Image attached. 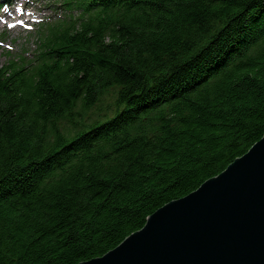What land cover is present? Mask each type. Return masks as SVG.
Instances as JSON below:
<instances>
[{
  "label": "trees",
  "instance_id": "obj_1",
  "mask_svg": "<svg viewBox=\"0 0 264 264\" xmlns=\"http://www.w3.org/2000/svg\"><path fill=\"white\" fill-rule=\"evenodd\" d=\"M62 3L0 63V264L103 257L264 137V0Z\"/></svg>",
  "mask_w": 264,
  "mask_h": 264
},
{
  "label": "water",
  "instance_id": "obj_2",
  "mask_svg": "<svg viewBox=\"0 0 264 264\" xmlns=\"http://www.w3.org/2000/svg\"><path fill=\"white\" fill-rule=\"evenodd\" d=\"M80 264H264V137L118 247Z\"/></svg>",
  "mask_w": 264,
  "mask_h": 264
},
{
  "label": "rangeland",
  "instance_id": "obj_3",
  "mask_svg": "<svg viewBox=\"0 0 264 264\" xmlns=\"http://www.w3.org/2000/svg\"><path fill=\"white\" fill-rule=\"evenodd\" d=\"M30 4H34L35 9L39 11L45 17V19H62L70 15V12L65 10V7L59 0H39V3L30 2ZM0 14L3 15L4 12L1 11ZM71 16L78 17L79 12L77 10H74ZM0 29L3 28L1 27ZM37 29L38 27L32 33L26 32L22 29L8 31L4 28V30H1L0 35L4 33L6 36L3 41V45H1L3 46V48L1 50L2 55H0V63L5 64L7 62L8 58L3 54L5 51H12V53L16 56L23 55L24 57L31 58L39 46L37 45V38L35 36H32V34H34ZM103 103L104 105L112 106L114 104V92H111V94L106 99H104ZM101 107L102 105H100V107L94 108L89 113V116L92 119H95L99 113L98 108Z\"/></svg>",
  "mask_w": 264,
  "mask_h": 264
}]
</instances>
